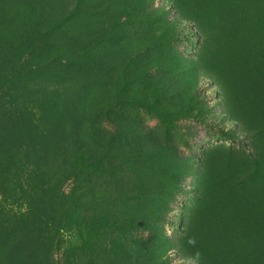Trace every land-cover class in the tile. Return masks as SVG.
I'll list each match as a JSON object with an SVG mask.
<instances>
[{"label":"rangeland","instance_id":"374dc122","mask_svg":"<svg viewBox=\"0 0 264 264\" xmlns=\"http://www.w3.org/2000/svg\"><path fill=\"white\" fill-rule=\"evenodd\" d=\"M204 1L0 0V264H197L176 243L202 162L258 146L203 55L235 46L264 71V0ZM258 77H235L236 102Z\"/></svg>","mask_w":264,"mask_h":264},{"label":"trees","instance_id":"16d2710c","mask_svg":"<svg viewBox=\"0 0 264 264\" xmlns=\"http://www.w3.org/2000/svg\"><path fill=\"white\" fill-rule=\"evenodd\" d=\"M33 1L41 6L51 3V0ZM208 1L205 0L204 4ZM193 5L196 9L200 7L196 3ZM210 11L214 14L217 8H211ZM194 20L197 21V18ZM43 21L37 23L40 29L47 28ZM113 23L117 28L123 26L122 22L112 18L113 31H116ZM52 25L55 28L54 20ZM52 28L48 27L49 34L54 31L52 35L59 42L55 33L57 28ZM263 36L261 32L258 34V37ZM245 37L234 35V44L239 45ZM43 45L46 47L42 48ZM47 47L37 36L24 51L37 59L43 57V49ZM233 47L226 49L217 43L203 55L202 64L212 70L222 87H225L232 119L241 121L246 134L253 136L258 146L253 153L234 152L222 146L211 151L213 158L208 164L202 162L204 169L201 171L203 178L199 184L198 200L193 214L184 223L183 235L176 243L179 255L190 257L197 264H264V107L257 94L259 92L264 95V71L257 56L251 57L246 51L244 64L240 61L244 51L239 49L235 52ZM45 60V66L48 67L50 60L47 56ZM251 72L259 76V82L253 86L248 84L246 89L244 87V93L238 90L240 97L239 102H236L235 79L240 76L241 80H248ZM229 83L234 84L233 89ZM253 100L255 103L252 104ZM136 104L142 106V100L136 99ZM258 117L262 119L259 123L262 125L261 130L258 128L253 132L250 125L252 119L259 120ZM222 133L225 139L236 140L233 132Z\"/></svg>","mask_w":264,"mask_h":264}]
</instances>
